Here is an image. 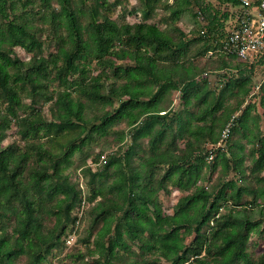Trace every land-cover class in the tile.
<instances>
[{
  "label": "trees",
  "instance_id": "1",
  "mask_svg": "<svg viewBox=\"0 0 264 264\" xmlns=\"http://www.w3.org/2000/svg\"><path fill=\"white\" fill-rule=\"evenodd\" d=\"M219 1L222 13L208 0H135L130 21L112 16L122 0H0V264L24 255L23 264H53L49 255L72 243L88 208L99 227L66 254L73 264H264V252L254 259L248 250L261 225L254 213L264 219V85L259 113L257 99L247 102L257 63L223 49L242 8ZM193 4L206 23L189 35L179 23ZM161 8L178 23L171 32L151 21ZM47 40L56 50L45 54ZM16 47L29 61L12 55ZM215 53L213 64L195 61ZM172 90L179 104L163 105ZM38 97L52 102L50 119L34 106ZM13 119L25 141L16 150L3 146ZM111 134L117 150L86 152L89 181H72L65 170L75 153ZM217 170L225 178L210 187ZM248 176L255 189L239 184ZM169 188L187 192L172 213L159 201ZM246 191L254 197L242 202Z\"/></svg>",
  "mask_w": 264,
  "mask_h": 264
},
{
  "label": "rangeland",
  "instance_id": "2",
  "mask_svg": "<svg viewBox=\"0 0 264 264\" xmlns=\"http://www.w3.org/2000/svg\"><path fill=\"white\" fill-rule=\"evenodd\" d=\"M172 1L173 0H168V2H172ZM208 1L210 3H212V5H214L216 9H219L220 13H222L225 9H227L226 5L223 2H220L219 0H208ZM134 5H135V0H126V1L122 0L121 4L118 7V10L115 11L112 14V16L114 18L119 17V19H122L121 15L124 14V15H126V17H128L127 19H129L130 21H134L137 19L135 17V14H134L136 12H131L134 8ZM196 13H198L197 12V6L195 4H193L190 7V11L185 14V20L184 21H187L189 23H187V22H180L179 23V25L189 35H190V30L196 24H197L196 27L200 28L206 23V20L203 18L202 14L198 15ZM138 16H140V15H138ZM167 16H168V13L161 8L158 10V12H156L155 17L151 21L158 22L160 24V27L171 32L173 27H177L176 25H178V23L174 24L173 22H171V20L165 19ZM140 18H141V16L139 17V19ZM195 19L197 20V23L194 21ZM228 24H229V26H231L229 19L227 20L226 18H224L225 29L227 28ZM50 29L51 28L49 26H47L45 28V31L41 34V37L43 39H46L47 35L50 33ZM62 32L66 33V31L63 29H62ZM47 44H48V47L46 46V48H45V54L49 53L50 51L56 50V44L54 42L50 44L47 40L46 45ZM263 50H264V48H263ZM12 55L16 56V57H18L24 61H29L30 56H31L29 53H27L24 49H22L20 47H16L13 50ZM210 60L212 61V64L214 62H216V60H217L216 53L213 54L212 56L205 55L201 58L195 59L197 64H199L201 66L204 65L205 62L210 63ZM255 63H257V65L254 68L253 74L251 75L252 93H254V94L249 95L247 97V102H248V99H249V101H251L252 99H257L256 101H258V105L256 106L255 111H260L259 113H262L263 107H262L261 103H259V99H260L262 90H260L259 86L262 84L264 85V59L262 61H258V62L256 61ZM92 67H93V71H92L93 75L97 74L100 71L99 68L95 67V60H92ZM24 71L26 72V71H28V69L27 70L26 69L21 70L22 73H24ZM235 73H236V71H235ZM210 78L212 80V83H215L216 85H218L217 84L218 83V77L216 74H210ZM218 86H220V84ZM178 96H179L178 91H174V90L169 91L167 94L168 99L165 100V103L163 105L168 104L169 103L168 101H170L171 106L175 105V107H176L179 104ZM241 96H243V95H241ZM32 98L33 97L30 95H27L26 92L23 94L24 102L28 106H30L33 103ZM236 100L231 99L230 103L232 105H235ZM34 106L42 109V113H44L47 116V118L50 119V117H51L50 116V109L52 106L51 101L46 102V99L44 97H38L37 102H34ZM239 113L240 112L238 111L235 114L238 115ZM260 125H262L264 127V118H262V117H261ZM123 127H125V123L121 122L120 124L116 125L114 127V129L121 130V129H123ZM19 145L24 146L25 141L20 137V135L18 133V126H17L16 120L13 119L12 123H11V127L6 129V131H5V138L3 140V146L4 147L10 146L11 150H16V148ZM88 145H90V146H88ZM88 145L85 147L84 153H80V152L75 153V155L73 156V163L71 164V166L68 169L65 170V173L70 174V179L72 181H76L78 176H80V179L84 180L85 182L89 181V176L86 175L85 171L83 170L84 165L82 164V160L85 158L86 152L91 153V156H92V154H94L98 151H101L104 148V152L110 153L111 151H116L120 144L115 143L114 136L111 134V135H108L106 137L98 138V140H96L92 144H88ZM122 145H126V143H124V144L122 143ZM251 148H252V145H247V151H249V149L251 150ZM88 160L86 161L87 163H88ZM248 164H250V158L249 157L246 158V162H245V165H248ZM160 173H161V170H160ZM207 177H209V180H206L205 182L210 187L215 186L218 183H222V178H225V177L220 176L219 170L213 171V172L209 171ZM231 177H238L239 178V175H236L234 171H230L227 178H231ZM111 180L112 179H109V181H111ZM239 184L248 186V188H251V189H253V188L255 189L258 185L257 182L255 181V178L252 176H248L246 179H242V180L240 179ZM186 193L187 192L178 190L177 188H169V191H163L162 190L159 194V201H160V204L162 205L164 211L166 213H172L176 203ZM253 197H254V194L252 192L246 191L245 194L243 195L242 202L251 201L253 199ZM258 202H261L263 204L264 198L259 197ZM89 210H90V208H88L86 210L87 212H85V214H84L85 217L83 216L84 219L80 223V226H78L77 229L74 230L75 234H73L74 232L72 233V235H71L72 243L67 244V242H66L67 247L63 251H60L59 249L56 248L59 256L52 258V256L49 255L50 262H52L53 264H60L59 258L60 259L63 258V261H61V263H63V264H73L74 263V260L72 258H68L66 256V254L71 251V249L74 245H75V249L76 248L77 249H79V248L84 249L83 242H81L80 240H82L84 237H86L88 235V227H90V226L92 227L93 233H95L97 228L99 227V225L92 226V224L90 223ZM78 211L80 212V210H78ZM222 211H224V210H222ZM72 214L76 215V209L73 210ZM254 217H256L257 220L261 221V225L259 226V231H253L252 232L251 237H250V241L248 244V250L252 254V257L254 259H256L262 252H264V219L261 218L256 212L254 213ZM53 223H54V218L48 219L46 222V224L49 226L53 225ZM71 227H72V225L70 224V226H68V229L66 230V233L70 232ZM66 235L67 234H65L64 237ZM79 237H80V240H79V242H77V239ZM136 250L139 251V249H136ZM137 251L134 252L133 259H135V257H136L135 253H138ZM26 260H27V256L24 255L19 259L17 264H23V263H25ZM78 263H80V262H78ZM42 264H49V263L43 262Z\"/></svg>",
  "mask_w": 264,
  "mask_h": 264
},
{
  "label": "built area",
  "instance_id": "3",
  "mask_svg": "<svg viewBox=\"0 0 264 264\" xmlns=\"http://www.w3.org/2000/svg\"><path fill=\"white\" fill-rule=\"evenodd\" d=\"M237 1L242 8V17L224 43L223 49L248 63H254L259 58L264 59V0H260L259 4H256L254 0ZM231 123L232 121L226 126L224 134L229 133ZM84 206L83 201L82 205L78 207V210H80V212L78 211L79 217L83 214ZM79 222L78 219L77 226ZM73 234H75V231ZM71 235L72 233L67 240L68 242H72Z\"/></svg>",
  "mask_w": 264,
  "mask_h": 264
},
{
  "label": "crops",
  "instance_id": "4",
  "mask_svg": "<svg viewBox=\"0 0 264 264\" xmlns=\"http://www.w3.org/2000/svg\"><path fill=\"white\" fill-rule=\"evenodd\" d=\"M256 2V4H259L260 0H254Z\"/></svg>",
  "mask_w": 264,
  "mask_h": 264
}]
</instances>
